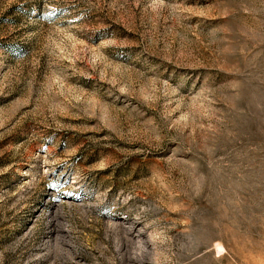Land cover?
<instances>
[{
  "label": "rangeland",
  "instance_id": "rangeland-1",
  "mask_svg": "<svg viewBox=\"0 0 264 264\" xmlns=\"http://www.w3.org/2000/svg\"><path fill=\"white\" fill-rule=\"evenodd\" d=\"M0 264H264V0H0Z\"/></svg>",
  "mask_w": 264,
  "mask_h": 264
}]
</instances>
